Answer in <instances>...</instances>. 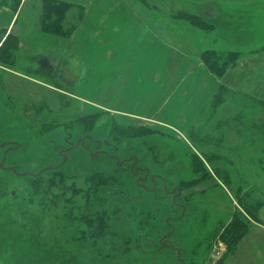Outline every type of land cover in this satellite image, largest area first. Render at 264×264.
<instances>
[{"label": "rangeland", "instance_id": "1", "mask_svg": "<svg viewBox=\"0 0 264 264\" xmlns=\"http://www.w3.org/2000/svg\"><path fill=\"white\" fill-rule=\"evenodd\" d=\"M172 1L134 0L133 7L142 14L160 13L183 20L197 30H213V24L197 15L196 8L193 12L177 1L172 4ZM69 5L70 11L74 6ZM68 12L64 17V28L70 32L64 40L72 37L79 24L80 15L71 28L67 27ZM78 13L83 14L84 10L80 8ZM189 17L201 21L203 28L193 25L194 21L191 22ZM166 21L164 24L172 29V22ZM194 45L192 54L196 56L201 52L200 60L206 69L201 58L205 52H215L225 58L231 54L236 64L253 54L239 52L241 47H235L238 51L230 47L228 52H218L201 47L199 43ZM37 55L23 54L17 59L15 69L32 77L30 81L6 76L14 86L9 84L10 91L14 92L15 88V95L3 85L4 73L0 69V141H13L22 147L17 154L19 159H8L4 166H12L17 160L19 171L34 173L46 162L59 166L61 152L68 148L66 138L76 140L79 135H88L95 140L100 138L104 142L103 150L109 149L105 146L108 143V146L121 149L117 154L119 159L131 155L139 157L142 166L150 167L152 174L160 173L168 180V193L162 194L161 182H157L159 191L153 193L150 181L145 190L136 177L125 176L123 186L116 187L117 197H120L117 202L111 203V209L103 204L110 217L108 241L99 235L91 236L88 231L78 235L77 228L84 227L89 210L96 212L98 201H94L93 206L91 202L88 207L85 199L77 206L66 204L64 188L60 186L64 181L54 175V182L59 184L49 185L48 193L37 191L36 194L30 188L31 179L7 177L3 173L1 163L5 151L0 148V264H179L176 249L182 252L184 264H231L232 260L234 264H264V227L254 224L261 221L262 210L257 214L259 221L248 214V232L235 248L229 250L223 240L234 213H243L240 198L251 210L255 208L253 204L263 202L261 208L264 210V142L261 140V145L256 144L253 148L246 147L245 142L237 148L222 146V140L228 139V135L221 137L219 129L227 114V109L220 105L224 90L212 87L209 79L206 81L204 77L205 72L195 69V73L188 74L185 83L178 88L172 86L176 77L170 78L173 76L169 73L174 71L170 65L164 63L162 70H141L144 64H134L137 68L118 74L120 82L132 84L126 101H100L103 106L96 112L88 105L91 102L79 101L76 96L91 98L93 87L107 81L110 69L105 68L102 58L99 63H95L99 56H93L94 60L90 58V62H94L91 72L92 69H85V63L73 57L61 67L56 78L43 72ZM25 57H32V60ZM139 57L144 63L143 56L139 54ZM2 65L10 64L0 62ZM161 71L159 77L165 75L158 84L156 75ZM164 81L170 85L165 84L162 92ZM39 83L45 84L44 87L60 86L74 96L52 97ZM108 87L106 84L102 89ZM212 91L215 93L206 102L203 97ZM26 92L32 94L25 95ZM39 96L49 99L39 101ZM168 96L170 98L164 103L163 99ZM116 107L118 109L114 111ZM260 113L264 123V104H261ZM86 117H93L92 121L81 123ZM81 159L80 155L78 159L72 158L73 163L79 162L77 166L58 170L57 175L65 172L71 178L69 182L81 188L78 194H87L91 181L86 178L88 171L80 170L81 165L86 168L91 159L88 156L80 162ZM109 165L114 170L118 168L116 162ZM175 196L178 204L177 210L173 211ZM50 199L51 205L46 204ZM75 218L81 219L82 226L74 222ZM169 234H172V250L167 249L164 241Z\"/></svg>", "mask_w": 264, "mask_h": 264}, {"label": "crops", "instance_id": "2", "mask_svg": "<svg viewBox=\"0 0 264 264\" xmlns=\"http://www.w3.org/2000/svg\"><path fill=\"white\" fill-rule=\"evenodd\" d=\"M45 1L20 0L15 7L13 6L15 2L0 1L2 3L0 4V51L3 50L0 60L3 62L2 59L5 56L13 55V63L8 66L2 65L0 69L4 73L3 85H6L10 94L17 93L15 88H13L15 93L10 91L11 86H14L6 76L26 81L32 79L15 69L18 57L23 54L29 56L38 53L37 58L43 72L56 78L59 77L61 67L66 66L73 57L85 63V69H92L91 72L94 70L92 66L94 62H90V58L99 56L100 58L95 63L101 62L102 58L105 68L110 69L107 81L93 87L94 93L91 98L76 96L79 101L91 102L87 104L96 109V112L103 106L100 101H126V95L129 94L128 90L132 89V84L125 81L120 82L118 74H122V70L137 68L134 64H144L145 67H140L141 70L149 68L162 70L164 63L170 65L174 71L169 73V76H173L170 77L172 80L176 77L172 86H178V88L185 83L188 74L195 73V69H200L201 72H205L204 77L206 81L209 79L208 82L212 83V87L224 90L220 97V105L222 109H227V114L219 129L222 133L221 137L228 135V139L222 140L224 143L222 146L227 149L237 148L245 142L246 147L253 148L256 144H260L261 140L264 142V123L261 121L262 114L260 113L261 104H264V47L261 46L262 42L259 40L245 41L249 39L245 35L247 19L241 10L233 9L221 17L210 19L201 9V5H206L209 0H173L171 2L174 4L173 2L177 1L193 12L196 8L198 10L196 14L210 21L214 26L212 31L205 32L189 26L183 20L165 14L139 13L133 7L134 0H55L74 6L68 12L67 27L71 28L72 22H75L80 15L79 24L71 40H64L42 29L41 19ZM80 8L84 10L83 14L78 13ZM165 21L172 22V29L164 24ZM195 42L201 47L218 52H228L230 47H241L239 52L253 54L243 57L222 78L218 79L203 66L200 60L201 52H198L196 56L192 54L195 52ZM244 47L251 48L244 49ZM233 50L238 51V48ZM139 54L143 56L144 63L140 60ZM25 58L32 60V57ZM137 61L139 63H136ZM161 73L162 71L156 75L158 84L162 82L165 75L164 73L159 77ZM60 78L64 82V77L60 75ZM167 82L164 81L161 84L160 91L164 92L165 84L170 85ZM106 84L109 87L103 90ZM43 85L45 84H41L42 87ZM49 86L46 85L44 88L50 91L52 97L54 95L64 97V94L74 96L64 92L60 86ZM213 92L205 94L203 98H206V102L212 98ZM26 94L30 96L32 93L26 92ZM169 98V96L164 98V103ZM48 99L45 96L37 98L39 101ZM229 108H231L230 111ZM113 109L116 111L118 107ZM88 112L87 114H90ZM262 208L259 214L261 221L254 224L264 227ZM231 264H234V260Z\"/></svg>", "mask_w": 264, "mask_h": 264}, {"label": "flooded vegetation", "instance_id": "3", "mask_svg": "<svg viewBox=\"0 0 264 264\" xmlns=\"http://www.w3.org/2000/svg\"><path fill=\"white\" fill-rule=\"evenodd\" d=\"M84 127L86 128V126ZM0 139H1V133H0ZM75 139L76 140L66 138L65 142L68 148H66L65 151L63 149V151L61 152V155H60L61 163L59 164V166H51L50 164H47L46 162L42 166L41 170H39L37 173L29 172L27 170L23 172L19 171L17 160L12 162V166L10 165V166L5 167L4 163L6 164L8 159H12V158L19 159V156H17V154H19V152L22 150V147L18 146V144L14 143L13 141H2L1 140L0 148L5 151V158H3V161L1 163V170L3 171L4 174H6L7 177L16 176L17 178H24V179L29 178L31 179V181H35L38 178L44 177L49 174H53L52 171H55V169H57L56 171L61 170V169L63 171L65 170L67 166L69 167L73 165L77 166L79 162L76 161L73 163L72 158L78 159L80 155V158H82L80 160L81 162L85 159V157L89 156V158L91 159L90 163L87 165L86 168L83 167L84 164L81 165L82 166V169L80 170L81 172H83L84 169L87 171L91 170L93 171V174H96V176H99V177L104 176L113 181H119V180L121 181L120 184H117L115 182L114 183L110 182L106 186L105 194L108 195V199L105 200L104 204H106L107 207H109L110 209H111V203L117 202V199L120 198V197H117L116 187L123 186L122 184L124 182L125 176L136 177L137 180L139 181L140 186H142L145 190H147L146 183L150 181L153 187L152 188L153 193H155L156 191H159L157 182H161L162 183V194L168 193V191H166L167 187L169 186L168 180L165 179L163 176H161L160 173L152 174L150 171L151 169L150 167L147 168L146 166H142L143 162H140L139 157H136V156L134 157L131 155V156H125L124 158L119 159L117 157V154L121 152L122 150L119 148L118 149L114 148L115 146L113 147V145L108 146L110 145L109 143L105 145L106 147L109 148L108 150L101 149V147H103L104 145L102 143L104 142L100 140V138H97L95 140L94 138L88 135H79ZM133 150H136V149H132V151ZM114 152L116 154H114ZM112 162L113 163L116 162V164L118 165L117 170L112 169V167L109 165ZM87 173H88L87 179L91 180V177H89L91 173H89V171ZM155 186H156V189H155ZM179 195L177 196L179 197ZM99 196H100V189H94L93 191H91V195L86 194V193L84 194L81 193V194H72L70 197L72 201L76 200V202H81L80 201L81 199H85L84 202L87 203L86 205L88 207L90 206L91 202L93 203L92 204L93 206L94 201L96 200L98 201V205H99V202H100ZM176 199L177 198L175 196L173 205H172L173 211H175V209L177 208L176 205L178 203L175 202ZM65 200L66 201L68 200L67 196H65ZM126 202L130 203V200H126ZM98 207L99 206H97V208ZM181 209H182V212L184 213L185 210H183V208ZM179 218L182 219L183 216H180ZM173 227L174 226H172V228ZM172 232H173V229H172ZM171 236L172 234H169L168 236L165 237V240H164L165 242H167L165 246L167 247L168 250L173 249V246L171 245V242H170ZM176 251L178 254L179 264H184V261L182 260V257H181L182 252H180L177 249Z\"/></svg>", "mask_w": 264, "mask_h": 264}, {"label": "trees", "instance_id": "4", "mask_svg": "<svg viewBox=\"0 0 264 264\" xmlns=\"http://www.w3.org/2000/svg\"><path fill=\"white\" fill-rule=\"evenodd\" d=\"M20 0H17L14 3V7L16 5H18ZM2 4V3H0ZM71 8V5L67 4V3H63V2H58L55 0H46L44 3V7H43V14H42V19H41V26L42 29L44 30V32L60 37V38H64L65 36H67L69 34V32L67 30H65V28H63V22H64V17L65 14L69 11V9ZM188 19H190L191 22H193V25H197L199 26V28H203L204 24L200 21H197V18H192L189 17ZM205 29V28H204ZM2 51H0L1 54ZM231 56V54H230ZM228 56L227 58L225 57H221V55L216 54L215 52H205L201 58L203 63L206 65V67L208 68L207 70L216 78H222L226 72V70L235 65L236 61L232 58V56L230 57ZM1 57V56H0ZM3 62L0 60L1 63H13V55H7L4 57V59H2ZM93 117H86L84 119H82V122H87V121H92ZM89 123V122H88ZM90 174L89 177H91V180L87 179V181H91L90 186H89V191H87V194L91 195V191H93L94 189H100V196H99V200H100V206L97 208L95 213H92L93 210H89L88 214H87V218L84 220L85 224L84 227L82 226L81 223V219H74V222L79 224L81 223V228H77V234L79 235L81 232H85L96 237V235H99L101 238H104V241H108V236H110L111 231H110V217L108 218V212H107V208L104 209V202L105 200L108 199V195L105 194L106 191V186L112 182V183H117L120 184L121 181H113L110 180L107 177L104 176H96V174H93V171L88 170ZM199 171V170H197ZM58 172V173H57ZM56 173L53 174H49L46 175L44 177L38 178L37 180L33 181L31 183V189L36 191H45L46 193H48V187L49 185H54L55 183H57V185L59 184L58 182H54L53 180V175L54 176H60L61 180L64 181V183H61L60 186L62 187L61 189L64 188V195L68 197V200L65 201L66 204H73L75 203V205H78V202H76V200L72 201L71 200V195L72 194H78L77 191H80L81 188H77L75 187L74 184H72V182L70 181V177H68L65 172L63 173V175H57L60 172L57 171ZM62 174V173H61ZM96 176V177H95ZM87 178V177H86ZM34 187V188H33ZM75 187V188H74ZM50 190V187H49ZM80 193V192H79ZM64 196V197H65ZM245 197V196H244ZM243 198H240V202L242 205V209H243V213L242 212H235L234 213V220L231 222V225L228 227V231L223 235V240L224 242L227 243L229 250L235 248V246L240 242V240L246 235V233L248 232L249 226H250V221L248 220V214H250L251 216H253V220L259 221L258 219V212L261 209V207L263 206V202H257L255 204H253V206L255 207L253 210H251V207H247L243 201ZM51 201L52 199H50L49 201H47L46 204L51 205ZM46 202V200H45ZM77 209V208H76ZM76 215V214H75ZM108 215V216H107ZM74 216V215H73ZM90 216V217H89ZM80 226V225H78ZM100 237L97 236L98 239H101Z\"/></svg>", "mask_w": 264, "mask_h": 264}, {"label": "snow or ice", "instance_id": "5", "mask_svg": "<svg viewBox=\"0 0 264 264\" xmlns=\"http://www.w3.org/2000/svg\"><path fill=\"white\" fill-rule=\"evenodd\" d=\"M202 11L210 18L216 19L233 9L241 10L247 19L246 36L261 41L264 47V0H209L201 5Z\"/></svg>", "mask_w": 264, "mask_h": 264}]
</instances>
